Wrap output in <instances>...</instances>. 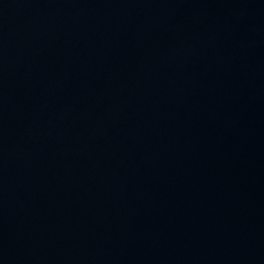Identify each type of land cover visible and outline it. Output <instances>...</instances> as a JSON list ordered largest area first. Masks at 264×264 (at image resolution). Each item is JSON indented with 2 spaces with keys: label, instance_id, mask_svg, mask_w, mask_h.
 I'll return each instance as SVG.
<instances>
[{
  "label": "water",
  "instance_id": "95a60500",
  "mask_svg": "<svg viewBox=\"0 0 264 264\" xmlns=\"http://www.w3.org/2000/svg\"><path fill=\"white\" fill-rule=\"evenodd\" d=\"M0 264H264V0H0Z\"/></svg>",
  "mask_w": 264,
  "mask_h": 264
}]
</instances>
